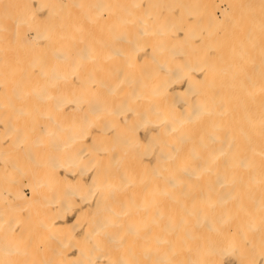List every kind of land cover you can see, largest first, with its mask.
I'll use <instances>...</instances> for the list:
<instances>
[{"label": "bare ground", "instance_id": "1", "mask_svg": "<svg viewBox=\"0 0 264 264\" xmlns=\"http://www.w3.org/2000/svg\"><path fill=\"white\" fill-rule=\"evenodd\" d=\"M222 2L0 0V264H264V72L211 60Z\"/></svg>", "mask_w": 264, "mask_h": 264}, {"label": "rangeland", "instance_id": "2", "mask_svg": "<svg viewBox=\"0 0 264 264\" xmlns=\"http://www.w3.org/2000/svg\"><path fill=\"white\" fill-rule=\"evenodd\" d=\"M130 2L132 3V1ZM227 4L231 6L232 18L223 19L216 25H212L215 29H219L220 35L217 39L218 53L211 60H215V63L221 69L224 68L234 73V77L237 80L242 79L246 84L249 81V77L256 71V66H259L258 70L264 72V59L255 61L258 48L259 50L262 49V53L264 50V0H223L222 5L227 6ZM257 5L260 7V12L258 13L256 11ZM256 17L258 21L263 22L259 28L255 22ZM131 29L133 30L134 27ZM254 44H257V47L254 48ZM261 56L262 54L260 53ZM256 58H258V55ZM247 102L248 99L246 97L245 103ZM7 188V185L0 183V189L9 192ZM19 190L24 197L28 193V190L23 185L19 186ZM0 205L3 206L0 213L6 216L9 219L8 221H12L18 212L24 210L22 201H15L6 195H0ZM28 220V217L23 219L21 224L23 225L22 231L26 228ZM13 226V224H9V228L5 233L6 237H9L10 234L12 236L7 246H10L12 240H15L14 235L10 232L13 231L11 230ZM18 236L20 238L22 235ZM29 251L31 250L26 252L23 249L26 254L32 253Z\"/></svg>", "mask_w": 264, "mask_h": 264}]
</instances>
